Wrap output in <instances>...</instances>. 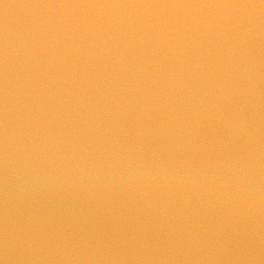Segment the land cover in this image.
I'll use <instances>...</instances> for the list:
<instances>
[{"label": "water", "instance_id": "water-1", "mask_svg": "<svg viewBox=\"0 0 264 264\" xmlns=\"http://www.w3.org/2000/svg\"><path fill=\"white\" fill-rule=\"evenodd\" d=\"M0 264H264V0H0Z\"/></svg>", "mask_w": 264, "mask_h": 264}]
</instances>
